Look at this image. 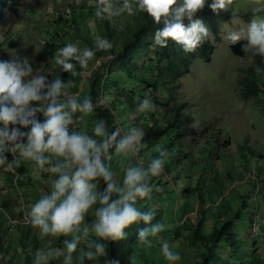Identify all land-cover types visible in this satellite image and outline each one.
I'll return each instance as SVG.
<instances>
[{
    "label": "clouds",
    "instance_id": "9594fccd",
    "mask_svg": "<svg viewBox=\"0 0 264 264\" xmlns=\"http://www.w3.org/2000/svg\"><path fill=\"white\" fill-rule=\"evenodd\" d=\"M233 4L234 0H95V19L146 14L157 25L154 46L164 49L171 40L188 54L206 40H213L208 26L195 18L197 13L208 7L219 15L232 9ZM247 7L249 22L232 12L230 23L222 26V40L227 45L245 41L242 51L254 64L256 57L264 58V0H247ZM112 47L107 38L97 36L94 48L80 49L68 43L57 50L53 61L64 73L87 76L96 52H109ZM10 55V60H0V167L15 173L23 162L31 166L35 179L50 174V191L31 204L25 223L41 239L63 238V247L38 250L33 264H50L57 257L63 258V264L99 261L108 256L110 243L126 239L125 230L139 222L145 227L138 231L137 246L151 248L150 237H158L165 225L152 223L155 209L141 211L137 204L151 199V181L164 172L167 150L157 148L158 156L147 165L131 164L130 159L138 157L144 147L142 127L132 126L127 132L119 127L110 130L104 119H98L89 131L84 117L104 105L103 99L94 102L91 96L81 98L70 91L71 80H49L42 66L33 69L28 57H18L14 52ZM77 65L84 71L77 73ZM255 71L264 73V68L256 66ZM155 110L147 95L136 109L138 113ZM77 113L81 115L77 117ZM78 119L82 128L74 127ZM6 153L12 155L11 161ZM113 154L121 158L122 180L105 163ZM161 253L169 264L181 260L167 241H161ZM129 260L137 264L135 254ZM106 264L120 262L111 259Z\"/></svg>",
    "mask_w": 264,
    "mask_h": 264
},
{
    "label": "rangeland",
    "instance_id": "374dc122",
    "mask_svg": "<svg viewBox=\"0 0 264 264\" xmlns=\"http://www.w3.org/2000/svg\"><path fill=\"white\" fill-rule=\"evenodd\" d=\"M232 12L239 15L241 19L247 23L251 19L250 10L247 7V0H234L232 6ZM139 13L134 16H127L126 14L112 18L115 28L121 32V37L117 41H114V49H111L106 59H93L90 62L87 69L88 75L84 76L83 87L88 86V82L91 76L97 72L99 67H104L102 71L104 76H108V72L111 71L112 65L115 66V60L118 58L122 47L129 44V33L132 31L130 27L135 24ZM231 21V20H230ZM228 21V23H230ZM102 22V21H101ZM95 19V0H21L18 12H9L2 20H0V60H10L11 52H14L18 57H28L29 60H36V65H32L39 69L43 68V74L46 72V65L44 64V56L42 55V46L45 45V50H49L51 46H57L59 49L68 43L76 44L80 49L83 42L80 41L82 35H89L95 42L97 36L107 38V31L103 27L102 23ZM227 24V23H225ZM224 25V24H223ZM222 25V26H223ZM222 26L220 33V42L215 44V51L210 59L209 63L203 61H195L191 67V73L179 80L166 78L168 70L160 68L150 58L145 57L136 62H133L134 66L138 67V70H133L135 77L139 79L143 75L144 63L148 64L150 68L155 71L156 79L150 86L140 83L141 87L136 89L138 84L132 82L130 78L124 79L120 84L127 85L126 92L132 93L134 91H141L142 98L149 96L154 103L170 104L169 107L160 108L159 114L155 115V119L159 122H163L165 118L169 116H175L177 109L181 114L182 121L188 119L192 121L189 126L187 136L178 141L176 144V151L174 156L169 160L171 166L177 168L173 176H165L164 180L168 182H161V176L155 177L152 183H160L159 192L155 200L152 201L151 206L154 209H160L163 215V223L165 230L158 234V237H150L152 241V247L147 248L144 255H137V264H169V262L163 257L161 253V241H167L171 249L181 256V260L176 264H188L192 257L188 255V252L182 247V244L176 241V232L181 237L185 236L188 231L193 230L198 226L200 213L202 209L205 212V216L212 217L216 210L221 208L220 201L216 205L210 204V202L204 198L203 202L190 198L188 201H183L185 195L184 190H177L176 182L181 181V173L185 172L187 180L190 183V187H195L199 176H195V171L191 172V167L201 169L206 178L212 180V185L208 183H199L202 185V192L205 194L214 192V186L223 184L225 197L229 199L231 194L235 190L246 192V187L251 183V178H259L260 195L258 196L259 205V218H264V204L260 206L259 198L264 200V118H262L256 107L249 103H244L240 97L237 87V82L240 78L241 72L248 69L252 64L249 63L247 54L244 57H236L233 55L231 48L245 41H240L235 45H227L222 40ZM131 28V29H130ZM50 32H47V31ZM46 31V32H45ZM44 32V33H43ZM78 35L75 39L73 34ZM78 40V41H77ZM109 40V39H108ZM214 41V37L213 40ZM152 40H148L145 46L151 43ZM100 52V51H99ZM34 53H38L35 59ZM102 53V52H100ZM56 52H53L50 56V63L53 62V57ZM129 61L130 54L122 53ZM41 56V58H40ZM109 56V57H108ZM100 61L99 65L96 61ZM49 65V64H48ZM141 67H140V66ZM52 66H55L53 64ZM49 66L46 74L49 80L55 78L57 69ZM58 68V67H57ZM118 67L114 69L113 75L116 76ZM84 71L81 69V72ZM64 73V72H63ZM120 75V73H117ZM68 77V75H67ZM73 77V76H72ZM70 77V79H72ZM165 77V79H164ZM143 78V77H142ZM79 82V84L82 82ZM161 79V80H160ZM123 80V79H122ZM101 90L103 93L109 91L111 85L107 83V79L103 78ZM146 81V78L144 79ZM153 86V87H152ZM74 87V86H73ZM73 87L70 90H73ZM157 88L156 89H154ZM119 88V87H118ZM135 88V89H134ZM101 93V94H103ZM115 94V93H114ZM104 95H100L99 99H103ZM118 96L115 99L119 102ZM98 99V100H99ZM140 101H142L140 99ZM140 101H137L139 103ZM104 100V108H105ZM107 105V104H106ZM108 106V105H107ZM109 108V106H108ZM159 107H156V110ZM103 107H98L96 110H102ZM174 109V110H171ZM117 116L120 124L123 128H127L129 123L124 117L126 112L118 108ZM114 112V111H113ZM79 114V113H78ZM131 113L130 118H135ZM152 112L143 113V118L151 120ZM80 115V114H79ZM126 115V116H125ZM124 116V117H121ZM124 120L126 122H124ZM170 123L173 119L168 120ZM83 125V124H82ZM150 125V123H149ZM89 127V126H88ZM120 126L114 121V126L111 130ZM82 128V127H81ZM91 131V127L89 129ZM154 141L147 136L145 139V146H149ZM230 144V145H227ZM151 152L142 154L144 158H147ZM140 155V153H139ZM185 157H189L187 161H184ZM10 154L9 161L12 160ZM117 163L120 165V157H117ZM139 163L141 158L138 156ZM114 164V160H111ZM134 163V161H133ZM187 167L188 170L180 169L181 167ZM18 168L15 173L6 172L3 167H0V185L6 180V174L12 173L9 176L10 186L12 188H19L22 192L20 194V202L27 204L28 196H24L23 193L33 191L32 185H28L26 181L21 179L18 175ZM117 173V179L122 180L123 172L119 170ZM18 175V178H17ZM13 177V178H12ZM48 182V180H44ZM51 185L45 184V188H40L41 191H50ZM34 189H38L37 186ZM178 195L173 199L169 196L172 193ZM183 191V192H182ZM183 193V194H182ZM26 195V194H25ZM175 200H179V205H175ZM201 201V202H200ZM21 204V203H20ZM0 209L4 212L1 214L3 221L8 218V214H11L14 218L23 220L22 216H15L16 212L11 213L0 205ZM215 221H209L208 227L212 226ZM29 226V225H27ZM25 226H17L12 233H15V245L18 246V256L20 261L21 253L23 254V246L17 240L18 236H21L20 228ZM208 229V228H207ZM208 231V230H207ZM14 237L13 234L10 235ZM33 239H36L38 234H30ZM5 237V235H3ZM10 238V237H7ZM39 239H41L39 237ZM61 239V238H60ZM46 244H42L39 250H45L49 247L56 246V240L51 238L42 239ZM47 241L53 242L48 243ZM250 245L252 250L248 256L245 255V260L251 264L252 257L255 264H264V239L259 241H253L250 239ZM38 246V245H37ZM13 249V248H12ZM14 254V251H13ZM15 254L12 258L11 249L5 252L1 259L0 264H14L17 260ZM11 255V256H8ZM242 254L240 253V256ZM162 262H160V260ZM54 264H58V257L52 259ZM13 262V263H12Z\"/></svg>",
    "mask_w": 264,
    "mask_h": 264
},
{
    "label": "trees",
    "instance_id": "16d2710c",
    "mask_svg": "<svg viewBox=\"0 0 264 264\" xmlns=\"http://www.w3.org/2000/svg\"><path fill=\"white\" fill-rule=\"evenodd\" d=\"M20 1L21 0H0V20H2L11 11L18 12ZM210 2L211 0H209V3ZM195 18L201 19L205 25L208 26L212 36L214 37V41L206 40L194 53L185 54L182 48H180L175 44V42L171 40L168 41V45L164 49L154 46L153 36L157 25H155L151 18H149L146 14L139 13L135 24L130 26L132 28L128 38L130 43L121 48L122 51L120 52L118 58L114 59L116 61L115 66L112 65V70L108 72L107 78L102 72L104 67H99L97 72L91 76L90 80L92 81L88 82V86H85L86 91L84 94H82L81 98L84 96H91L93 101L96 102L100 98V95H105L103 99L108 103L107 99L109 96H111L110 92H114L116 96L119 97V104H121L122 107H130L131 109L136 110L139 104L137 101H140V99L143 100L140 94L143 92L136 90L132 93H127L125 90L127 85L124 83V85L120 87V84L124 81V79L130 78L132 82L134 80V82L138 84V87L136 85L137 89L141 87L140 83L150 86V83L156 79L155 71L150 68L149 63H144L143 67L139 65L141 69H143V78L141 77L139 79L138 77L133 76V70H138V67L134 66L133 62L140 60L143 55L150 58V60L160 68L167 69L168 75L165 76L166 78H174L175 80H179L189 75L191 73V67L195 61L209 63L216 49L215 44L220 42L221 39V26L225 23H228V21L232 19V10L221 12L219 15H216L208 7H205L202 12L197 13ZM101 23L106 29V35L109 41L112 42V49H114V41L120 39L122 34L117 30L118 28H115V24L112 19L102 21ZM185 24L187 25V21H185ZM77 36L78 35H76V33L72 35L74 39ZM90 38L91 37L86 34L82 35V38H79L80 41L83 42V44H81L82 48H94V41ZM148 40H152V42L145 46V43H147ZM245 44L246 42H242L233 46L231 48L233 55L236 57H244L246 53L242 51V48ZM125 52L130 54L129 61L126 59L128 56H124L122 54ZM107 55H109L108 52L100 53L98 51L96 52L94 59H106ZM256 66L264 68V58L256 57L255 63L252 64L248 69H245L241 72L240 78L237 82V87L240 99L246 104H253L258 110L259 115L264 118V73H257L255 71ZM32 67L35 68L33 65ZM117 67V73H120V75H117L116 73V76H114V69ZM76 71L77 73L81 72L79 65L76 66ZM103 78L107 79L106 82L109 83L112 88L106 93H103L101 90V85L104 82ZM145 78L146 81H144ZM81 79L82 77L80 75L72 77L71 81L73 82L72 84H74V87L71 92L77 93V86L79 85ZM154 89L157 90L155 87ZM154 105L159 108L153 111L151 120L147 119L146 124L143 126L145 132L143 141L144 147L140 150L139 157L141 158L142 163L147 165L152 158L158 156L159 153L156 151L157 148L166 149L168 152V157L165 161L163 173L168 179V175L173 176L175 170L177 169L174 166H171L169 160H171V157L174 156L176 151L175 146L178 141L187 136L188 129L192 124V121L188 119L182 121L181 114H179V110L181 108H175L177 109L175 110L177 111L175 116H169L168 118H165L163 122H159L155 119V115L159 114V111H161L160 108L169 107L170 104L154 103ZM108 106L109 108L107 109L103 108L102 110H96L93 115H95L97 120L104 119L106 125L111 130L114 126L115 116L112 107L110 105ZM169 119H173V122L170 123L168 121ZM147 136H150V138L154 141L149 146H145V139ZM146 152H151V154H149L147 158H144L142 154ZM6 156L9 160L10 153H6ZM117 157L118 156L113 154V161L117 160ZM188 159L189 157H185L184 161H187ZM105 163L114 172L121 170L119 164H113L112 161H105ZM130 163L133 165L139 163L138 158L132 157L130 159ZM179 167L181 166L179 165ZM185 168L187 169L185 166L181 167L180 169L185 170ZM190 169L192 173L195 171V176H199L197 185L195 187H190V183L187 180L185 172L181 173V181L176 182L177 190H184V192L182 191L185 193L183 196V201H188L193 197L198 201L200 200L199 198H201L203 202L204 198H206L212 205H216V203L220 201L221 208L216 210V213L209 218L205 216V212L202 209L199 223L196 228L188 231L183 237L178 235V232L175 233L177 235L176 241L181 243L185 251L188 252V255L192 257V260L188 264H250L245 260V255L247 257V254H249L252 250V245L249 244L250 239L253 241L264 239L252 237V225L254 218L255 216L259 217V203H257L258 197L255 198V191L257 188L256 182H250L251 184L246 187V192H241L238 189L235 190L231 194V197L227 199L225 197L223 184L214 186V192L211 191L208 194L203 193L201 191L202 185L199 183L204 182L205 184L208 183L212 185V180L210 178L208 180L201 169H196L195 167H191ZM187 170L189 172V168ZM163 173L161 176L162 180L160 181L165 183L166 180H164L165 176ZM8 174L10 176L12 175V173ZM155 181L153 183L151 181L152 185L154 186L151 199L141 200L137 204V207L141 211H149L154 209L152 208L151 203L153 200L159 197H157L159 190L157 191L156 189L160 187V183H156ZM167 184L168 182H166V185ZM177 195L178 191L176 193L170 194L169 196H172L173 199H175ZM88 219L90 221L92 217L89 216ZM263 219L264 218H260L259 221ZM211 220L215 221V223H213L209 228L208 224ZM259 221H257V224ZM152 223L164 224L163 215L160 209H155V217ZM143 227H145L143 222H139L138 224L130 226L125 230L127 233L126 239L109 244L107 257L101 258L99 261H85V264H106V261L111 259H118L120 264H130L129 257L131 255L135 254L137 257V255H144V252L147 251V248L138 247L136 242L138 231ZM241 227L245 229V233H247L246 236L241 235ZM20 230L21 236L18 238V241L20 239L24 251L23 254L21 253L19 261V256L17 254L19 245L14 244L15 233H11L14 236L11 237V234H9L5 229V223L3 229L0 227V259L5 252H8L11 248H13L14 254H17V260L14 261V264H33L35 253L39 250V248H41L40 246L42 244H46V242H44L42 239H39V236H36V239L34 240L30 234L33 235L35 230H33L30 226H25L24 228H20ZM3 235H5V237H3ZM62 239L63 238L56 240V247H63ZM47 242L51 244L53 243L50 241ZM240 253L242 254L241 256ZM75 255H77V253H74V256ZM58 261V264H63L62 257H58ZM160 262L162 261L160 260ZM50 264H54V261L51 260Z\"/></svg>",
    "mask_w": 264,
    "mask_h": 264
},
{
    "label": "crops",
    "instance_id": "0c3cea01",
    "mask_svg": "<svg viewBox=\"0 0 264 264\" xmlns=\"http://www.w3.org/2000/svg\"><path fill=\"white\" fill-rule=\"evenodd\" d=\"M46 44H43L42 46V55L44 56V64L46 65V72L47 70L49 69V66L51 67L53 64L55 63H50V60H52L51 58L47 57L46 56V53L47 55H51L53 52H57V50L59 48L55 47V46H52V47H49V50H45V46ZM38 53H34L33 55V58L35 59V57L37 56ZM36 60H30V62L33 64V65H36ZM54 62V61H53ZM49 64V65H48ZM53 68L57 69L56 72H51V73H54L55 74V78H60L62 79L63 81L67 82L68 80H71L70 77L71 75L69 73H63L60 69H59V66L55 65V66H52ZM58 67V68H57ZM34 70H36V67L33 68ZM46 72L44 74H46ZM68 75V77H67ZM84 78V76H82ZM54 78V77H53ZM49 79V78H48ZM74 84H72V87H73ZM83 79H82V82L77 86V93H79L80 96H82V94L85 93L86 89L85 87H83ZM71 87V88H72ZM72 91V90H70ZM74 93V92H73ZM111 96H109V98L107 99L108 101V105H110L113 109V113H114V116H115V122H117V124L120 126V128L122 129L123 132H127L128 128L129 127H132V126H136V127H142L146 124L147 122V117L143 118V113H138L135 109H131L130 107H122L121 104H119V102L115 99V96L116 94H114V92H110ZM105 96V95H104ZM120 108L122 109V111L126 112V117L124 116H121V117H124L123 119L127 118L126 119L129 123L128 124V127L125 129L122 127V125L120 124L119 120H118V116H117V109ZM134 111V115L136 116L135 118H130V115L131 113ZM78 116H80L78 113L76 114ZM84 120L87 122L88 126H89V129L90 127H92V124L94 121L97 120V118L95 117V115L91 114L90 116L88 117H84ZM124 122H126L124 120ZM83 124V123H82ZM81 124V127H83V125ZM80 127V128H81ZM118 159L116 161H114V164H118L117 163ZM1 171V170H0ZM18 171V175L20 174L21 176V179L23 181H26V183L28 185H32L33 188L32 190L33 191H30V192H27V193H23L24 196H28L27 198V204L25 205L22 202H20V199H18V197H20V194H22V192H20L18 189L19 188H12V186H10V175L9 174H6L5 171H3V174L6 175V180H4L3 184L0 185V205H2L3 207H5V209H7L10 213L11 211H14L16 212L15 216H25V213L30 209V206L32 203H34L36 200L39 199L40 195H42L43 193L47 192L46 190L45 191H41L40 188H45V184H48V186L50 185V179L52 178L50 176V174H47V173H44L42 174V179H35L32 174H31V166L27 163H21V165L18 167L17 169ZM18 175H17V178H18ZM44 180H48V182H45ZM37 186L38 189H34V187ZM104 187L101 183V188ZM259 201H260V206H262L264 204V200L261 199V197L259 198ZM21 203V204H20ZM175 205H179V201L177 200V203H176V200H175ZM2 215H0V227L1 229H3L4 227V221L2 219ZM243 229V230H242ZM240 231H241V235L243 236H246L247 233H245V229L243 227L240 228ZM19 238V236H18ZM17 238V240H18ZM13 251L14 249L11 248V252H12V258L15 254H13ZM11 256V255H9ZM13 263V262H12ZM9 264H11L9 262ZM251 264H255L254 262V258L252 257L251 259Z\"/></svg>",
    "mask_w": 264,
    "mask_h": 264
},
{
    "label": "built area",
    "instance_id": "2783aa9c",
    "mask_svg": "<svg viewBox=\"0 0 264 264\" xmlns=\"http://www.w3.org/2000/svg\"><path fill=\"white\" fill-rule=\"evenodd\" d=\"M101 107L104 108V105H102ZM107 108H108V106L105 103V109H107ZM77 117H79V116L77 115ZM39 119L42 121L43 117L40 116ZM81 124L82 123L78 119L77 123L74 125V127L80 128ZM250 180H251V182H253V181L256 182V185H257L256 191H255V198H256V197H258L260 195V191H261L260 186H259V178H251ZM3 212L4 211H0V214L3 213ZM258 218H259L258 216H255V218H254V222H253V225H252V228H253L252 237L253 238H264V219L259 221L260 218L259 219ZM250 221H252V220H250ZM257 221H259L258 224H257ZM19 225L27 226V224L25 223V216H23V220H19V219L14 218L11 214H8V218L5 221V229H6V231L9 234H11L14 231V229L17 226H19ZM260 228H261V230H260Z\"/></svg>",
    "mask_w": 264,
    "mask_h": 264
}]
</instances>
